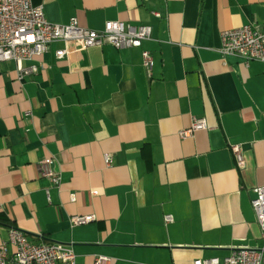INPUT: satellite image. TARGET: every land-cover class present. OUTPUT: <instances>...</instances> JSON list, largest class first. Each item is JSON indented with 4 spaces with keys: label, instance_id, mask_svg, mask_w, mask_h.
Listing matches in <instances>:
<instances>
[{
    "label": "crops",
    "instance_id": "1",
    "mask_svg": "<svg viewBox=\"0 0 264 264\" xmlns=\"http://www.w3.org/2000/svg\"><path fill=\"white\" fill-rule=\"evenodd\" d=\"M32 2L51 24L75 18L100 31L119 21L152 33L139 48L60 60L64 43H54L23 63L38 71L21 80L13 61L0 65V214L11 228L70 246L76 264H193L259 248L250 202L264 185V63L219 48L222 31L264 26V0ZM194 118L207 129L181 139ZM43 159L59 187L40 175ZM73 216L94 220L72 226ZM9 229L0 226V246L11 255Z\"/></svg>",
    "mask_w": 264,
    "mask_h": 264
},
{
    "label": "built area",
    "instance_id": "2",
    "mask_svg": "<svg viewBox=\"0 0 264 264\" xmlns=\"http://www.w3.org/2000/svg\"><path fill=\"white\" fill-rule=\"evenodd\" d=\"M156 16H159L156 14ZM152 29L147 25H130L119 21H107L100 31L78 26L75 18L67 25L49 23L43 14L42 6L34 5L32 0H0V65L13 61L16 64L18 78L38 71L37 66L24 67L23 63L42 56L50 45L62 42L63 49L55 51L56 59L68 57L74 50L100 48L110 45L116 49L139 48L150 39ZM220 53L223 56L236 55L247 65L250 62L264 63V26L257 28L253 24L220 33ZM143 66L150 70L153 62L148 52H142ZM204 118L192 119L189 129L179 132L185 139L201 130H206ZM236 167L243 170L244 157L239 145L230 146ZM105 166H110V155H104ZM52 161H39L40 175L59 187L61 178L52 169ZM251 207L260 229L261 246L259 248L234 249L223 258L198 259L193 264H264V185L252 189ZM70 200L75 201L71 195ZM94 220L93 216H73L72 226L84 225ZM165 222L172 221L171 216L164 217ZM8 244L12 254L8 255L5 244L0 246V264H76L75 255L70 246L58 243H35L17 229L8 230ZM105 257H96L94 264H108Z\"/></svg>",
    "mask_w": 264,
    "mask_h": 264
},
{
    "label": "trees",
    "instance_id": "3",
    "mask_svg": "<svg viewBox=\"0 0 264 264\" xmlns=\"http://www.w3.org/2000/svg\"><path fill=\"white\" fill-rule=\"evenodd\" d=\"M0 226H4V227L10 228V229H13V228H11V224L9 223V221L1 214H0Z\"/></svg>",
    "mask_w": 264,
    "mask_h": 264
}]
</instances>
